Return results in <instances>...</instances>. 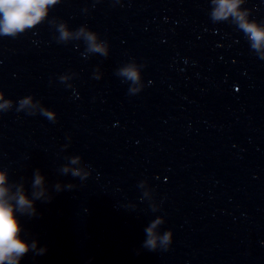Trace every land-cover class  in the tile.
Masks as SVG:
<instances>
[{
  "label": "water",
  "instance_id": "1",
  "mask_svg": "<svg viewBox=\"0 0 264 264\" xmlns=\"http://www.w3.org/2000/svg\"><path fill=\"white\" fill-rule=\"evenodd\" d=\"M218 7L57 0L0 35V174L48 198L14 211L20 264H264V42ZM236 13L264 30V0Z\"/></svg>",
  "mask_w": 264,
  "mask_h": 264
},
{
  "label": "clouds",
  "instance_id": "2",
  "mask_svg": "<svg viewBox=\"0 0 264 264\" xmlns=\"http://www.w3.org/2000/svg\"><path fill=\"white\" fill-rule=\"evenodd\" d=\"M57 0H0V35L15 36L17 33L23 32L26 28H31L37 25L46 16V9L49 5H53ZM239 0H218L219 7L213 13L215 19L226 18L227 15L232 14L239 21V27L249 34L250 39L254 42L253 47L259 48L261 43L264 42V30H260L255 24L247 23L244 20L243 15L236 13V8ZM67 33L62 32L61 38H67ZM89 42V50L92 52H98L101 55H107L105 48L95 43V35L89 33L86 36ZM120 75L131 80L133 83L139 81V76L134 66H129L121 69ZM140 89H129V94L139 92ZM29 100L21 102V107L28 104ZM10 106L9 102L0 105V108H6ZM75 163V161H73ZM68 171L67 168L64 169ZM73 176H79L78 171H73ZM82 179L84 177H81ZM5 176L0 174V264H20V260L23 256L29 252V245L19 238L20 226L15 212L21 214H27L28 216H34L36 210L34 208L33 200H40L45 198V192L43 189V178L36 174L32 187L38 189L32 193L33 199H29L22 189H17L16 193L9 196V190L4 187ZM71 187V186H69ZM59 191V185L56 186ZM14 201V203H13ZM152 227L146 229L148 239L145 242V247L149 249H155L156 237L153 233ZM169 235L165 234L162 243L167 244L169 242ZM33 250L36 249V243L31 245ZM46 252L45 248H40L37 255H43Z\"/></svg>",
  "mask_w": 264,
  "mask_h": 264
}]
</instances>
